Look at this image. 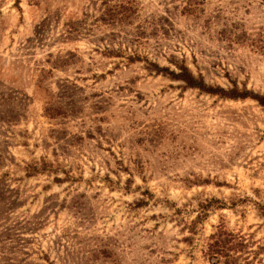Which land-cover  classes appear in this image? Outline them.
Here are the masks:
<instances>
[{
    "label": "rangeland",
    "instance_id": "374dc122",
    "mask_svg": "<svg viewBox=\"0 0 264 264\" xmlns=\"http://www.w3.org/2000/svg\"><path fill=\"white\" fill-rule=\"evenodd\" d=\"M181 67L264 98V0H0V264L264 247V107Z\"/></svg>",
    "mask_w": 264,
    "mask_h": 264
},
{
    "label": "trees",
    "instance_id": "16d2710c",
    "mask_svg": "<svg viewBox=\"0 0 264 264\" xmlns=\"http://www.w3.org/2000/svg\"><path fill=\"white\" fill-rule=\"evenodd\" d=\"M171 78L184 83L187 88L199 89L202 92L219 95L227 99L252 98L264 107V98L248 92L239 91L236 87L228 90L222 88H211L206 86L203 78L194 76L186 67H181L179 73H171ZM252 243L238 234L226 232L220 228L210 238L207 247V257L211 264H263L258 259L259 252L264 251L263 246H256V250H250Z\"/></svg>",
    "mask_w": 264,
    "mask_h": 264
}]
</instances>
